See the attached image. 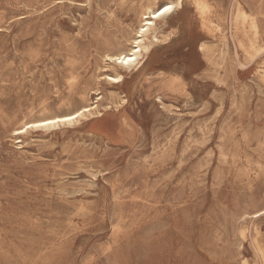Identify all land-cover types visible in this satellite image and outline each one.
I'll list each match as a JSON object with an SVG mask.
<instances>
[{
	"label": "rangeland",
	"instance_id": "374dc122",
	"mask_svg": "<svg viewBox=\"0 0 264 264\" xmlns=\"http://www.w3.org/2000/svg\"><path fill=\"white\" fill-rule=\"evenodd\" d=\"M172 2L0 0V264H264V0H182L104 80Z\"/></svg>",
	"mask_w": 264,
	"mask_h": 264
},
{
	"label": "bare ground",
	"instance_id": "6f19581e",
	"mask_svg": "<svg viewBox=\"0 0 264 264\" xmlns=\"http://www.w3.org/2000/svg\"><path fill=\"white\" fill-rule=\"evenodd\" d=\"M172 3L173 4H177V5H181L182 4V0H176V2H172ZM180 7L181 6H177L176 8H180ZM154 11L155 10H153L152 7L148 6L145 9L144 13H142L140 26L137 29V31L135 32V36L133 38H130L129 40H126V42H125L126 43L125 46L127 48L125 52H121V53H119L117 55H106L104 57V61H107L108 64L113 65L114 68H115V71H116L114 76H109V75H105L104 76V80H106L109 84L117 85V86L122 84L123 81H124V76L120 72L121 70H129L133 66H137V68H140V66L143 64L144 61H142L141 58H143V56L147 55L150 52V45H151L152 41L149 40V35L153 31L157 21H159L162 18H164V17H160V18H157V19L153 20L151 13L154 12ZM199 12L202 13L201 11H199ZM172 13H170V14H172ZM111 16H113V15H111ZM146 18H147L148 21H151V23L146 22ZM141 28L145 29L144 33H142V34L140 33V29ZM153 40L157 41V38L155 36H153ZM12 46H13V44H12ZM203 46H205V45H203ZM203 49H205V47ZM129 57H133V59H132V61L130 63L125 64V63L121 62V58L127 60V59H129ZM95 108H96V106L95 107H93V106H84V107L79 108L78 110H76L75 112H73L71 114L54 115V116H51L49 118H45V119L39 120V121L23 122V123H21L20 127L15 129V130H13L12 133H13V136H21V135L28 134L30 131H33V130L37 131V132L38 131H52V130L61 129L63 127L79 125L84 120L87 121V119L89 117H92L94 115L93 111L95 110ZM69 116L74 117V118L69 120V119H67V117H69ZM52 121H55V123H52ZM98 121H101V119L93 120L91 125L93 123L98 122ZM32 125H39V127H32ZM208 158H209V156H208ZM258 168H260V167H258ZM87 170H89V169H87ZM91 176H93V174ZM94 178H95V176H94ZM88 185H90V184H88ZM77 211H79V210H77ZM240 248L242 249V247H240Z\"/></svg>",
	"mask_w": 264,
	"mask_h": 264
},
{
	"label": "snow or ice",
	"instance_id": "6c2138e0",
	"mask_svg": "<svg viewBox=\"0 0 264 264\" xmlns=\"http://www.w3.org/2000/svg\"><path fill=\"white\" fill-rule=\"evenodd\" d=\"M177 6H181L182 7V4L181 5H177V4H173V3H167V4H161L157 7V9L151 13L152 15V19L155 20L157 18H160V17H167L170 13H172L174 11V9L177 7ZM195 7L198 11H205L206 8H205V5H203L200 0H196V4H195ZM146 22L148 23H151V21H148L147 18H146ZM145 29L144 28H141L140 29V33H144ZM133 57H129V59L125 60L123 58H121V62L125 63V64H128L132 61ZM74 117H67V119L71 120L73 119ZM52 123H55V121H52ZM32 127H39V125H32ZM257 215H262L264 216V213H257ZM260 255L261 256H264V251L260 252Z\"/></svg>",
	"mask_w": 264,
	"mask_h": 264
}]
</instances>
